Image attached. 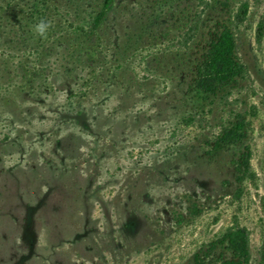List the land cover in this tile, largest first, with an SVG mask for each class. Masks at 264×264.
Listing matches in <instances>:
<instances>
[{
	"label": "rangeland",
	"instance_id": "1",
	"mask_svg": "<svg viewBox=\"0 0 264 264\" xmlns=\"http://www.w3.org/2000/svg\"><path fill=\"white\" fill-rule=\"evenodd\" d=\"M26 3L0 0V264H221L235 226L264 264V0H116L75 55L35 54ZM240 62L227 103L201 88Z\"/></svg>",
	"mask_w": 264,
	"mask_h": 264
},
{
	"label": "trees",
	"instance_id": "2",
	"mask_svg": "<svg viewBox=\"0 0 264 264\" xmlns=\"http://www.w3.org/2000/svg\"><path fill=\"white\" fill-rule=\"evenodd\" d=\"M26 5L31 10L30 13H27L25 16H20L19 13L14 15L19 22L23 23V28L20 32H25V28L29 27L32 31L33 27L41 20H44L48 24V33L46 37H41L37 43L35 49V54L40 55V48H46L47 45L51 44H66L71 43L73 51H70L72 54H77L81 52L80 44L84 41L88 42L92 39H101L100 29L101 25L108 18L109 12L114 8L116 0H25ZM99 3L100 9H95L91 7V3ZM58 3V5H56ZM159 3V2H158ZM51 4L54 6L51 7ZM163 3H160V8ZM75 5V6H74ZM74 6L75 8L72 9ZM99 6V5H98ZM206 6L209 7V3H206ZM206 13L205 8L196 12L194 17L189 21V27L185 32L184 38L181 40L182 44L185 47H188L190 43L193 42L197 36L200 26L203 20V16ZM245 14V10L238 9L233 15L234 19H240L241 16ZM64 22L62 26L63 34L66 35L65 41L56 40V43L49 42L50 38L55 34L54 30H51L50 27L53 24H56V18H60ZM24 21V22H23ZM33 27L31 28L30 26ZM54 31V32H53ZM102 31V30H101ZM27 32V30H26ZM257 38L260 39L264 35V25L261 23L257 27ZM21 36V35H20ZM20 40L17 41L18 48L23 50V53L27 50L30 51V46L26 44V37L21 36ZM55 42V41H54ZM75 43V44H74ZM38 55V56H39ZM247 71V68L244 63L240 62L236 71L230 73L229 75L225 74L219 76L216 81L210 80L201 86L202 89L214 93L216 89L225 90L223 94L220 95V101L227 103V98L232 94V89L234 85L238 82V77L243 76ZM234 118V117H233ZM202 117L196 115H189L185 118L184 122L192 123L195 121L202 122ZM237 129V125H231L229 127H223L220 130L219 136L220 139H226L228 133H232ZM235 132V131H234ZM247 167V166H246ZM250 170L247 167V174ZM221 244H226L231 250L234 251V258L230 260H223L221 264H251L252 253L250 247V235L249 230L243 226H235L228 228L224 231L221 236ZM260 261L264 263V237L262 239V244L259 249Z\"/></svg>",
	"mask_w": 264,
	"mask_h": 264
},
{
	"label": "clouds",
	"instance_id": "3",
	"mask_svg": "<svg viewBox=\"0 0 264 264\" xmlns=\"http://www.w3.org/2000/svg\"><path fill=\"white\" fill-rule=\"evenodd\" d=\"M34 27L37 33L43 35L46 32L48 24L44 20H41Z\"/></svg>",
	"mask_w": 264,
	"mask_h": 264
}]
</instances>
